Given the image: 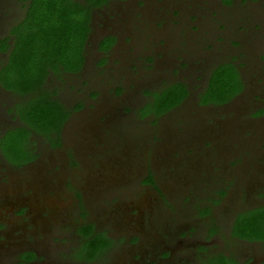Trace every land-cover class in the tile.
I'll list each match as a JSON object with an SVG mask.
<instances>
[{
	"label": "rangeland",
	"instance_id": "1",
	"mask_svg": "<svg viewBox=\"0 0 264 264\" xmlns=\"http://www.w3.org/2000/svg\"><path fill=\"white\" fill-rule=\"evenodd\" d=\"M1 1L0 38L21 19L27 0ZM219 4L113 0L93 11L82 74H63L61 84L46 81L70 109L58 137L21 134L14 142L18 164L5 156L7 148L0 150V264H18L15 258L28 251L38 257L30 264H169L162 257L181 239L220 241L221 252L240 264L242 252L228 245V216L264 205V43L251 57L239 49L230 55L207 50L214 40L203 27L210 32L213 25L195 34L188 18L217 19ZM248 4L258 12L234 8L230 25L264 15V0ZM251 29L250 36L263 40L264 23ZM99 34L115 38L101 67L94 64L99 55L92 42ZM201 34L207 37L202 44L194 39ZM6 56L0 54V68ZM219 59L238 61L244 89L225 104H200L197 93L206 81L196 80ZM186 60L191 68L178 69ZM91 73L92 81H85ZM177 82L189 91L178 107L158 117L140 113L146 91ZM12 102L0 104V136L19 125L7 119L12 110L3 118ZM10 138L7 133L1 146L11 145ZM254 219L264 224L261 214ZM86 225L111 240L89 261L75 256L78 230ZM195 248L178 246L172 259L192 263L203 256Z\"/></svg>",
	"mask_w": 264,
	"mask_h": 264
},
{
	"label": "trees",
	"instance_id": "2",
	"mask_svg": "<svg viewBox=\"0 0 264 264\" xmlns=\"http://www.w3.org/2000/svg\"><path fill=\"white\" fill-rule=\"evenodd\" d=\"M110 1L113 0H27L21 19L11 25L7 36L0 38V52L7 53V59L0 68V82L3 87L25 97L12 110L14 119H18L19 122L18 126L7 132L12 144L1 146L7 133L0 139V150L3 151L1 148L9 150L7 152L11 158L3 151L9 161L18 164L15 160L20 157L13 155L14 142L20 140L21 134L25 133L28 138L31 133L48 137L54 133L57 135L56 138L58 137L70 109L55 97L56 92H48L44 80L49 76L60 78L62 73L77 74L81 71L85 48L89 43L91 11L107 5ZM222 1L230 3L237 0ZM190 15H193L192 12ZM191 19L192 22L196 20L195 16ZM196 25L197 28L193 26L189 28L195 34L203 27L198 23ZM207 28L205 26L203 30L213 37L214 42L209 43L206 49H212L214 54L220 50L221 54L226 51V54L230 55L233 49L225 47L224 44L215 50L217 41L221 38L215 36L213 31L209 32ZM222 36H226L224 30L221 32ZM206 38L201 34L194 39L202 44ZM111 39L100 42L99 47L104 48L105 42ZM232 42L234 45L237 44L235 40ZM243 89L244 83L241 81L239 71L231 63L219 62L212 67L203 92L199 95L200 104H225L239 95ZM145 95L148 101L140 113L158 117L178 107L187 97L188 89L185 84L177 82L155 92L146 91ZM257 214L262 215V212L248 213L250 217L237 220L235 224L241 227L237 231L241 234H244V230L250 233L260 231L259 224L254 222V216ZM92 229V225H86L78 230L82 243L75 256L80 260L89 261L97 258L98 254L107 250L111 244L108 237L93 233ZM33 256L30 252L27 258L31 259ZM220 259L224 264L223 256Z\"/></svg>",
	"mask_w": 264,
	"mask_h": 264
},
{
	"label": "flooded vegetation",
	"instance_id": "3",
	"mask_svg": "<svg viewBox=\"0 0 264 264\" xmlns=\"http://www.w3.org/2000/svg\"><path fill=\"white\" fill-rule=\"evenodd\" d=\"M219 1H220V4H219L220 7H219L218 11L220 13L221 12L222 13H221V15L217 16V19L216 18L210 19L209 17L205 18L201 15H197L195 17L196 23H198L199 25H203V24H207L208 26L213 25L212 26L213 32L221 38V40L217 41V45H216L215 50H217V47L219 48V47H221L222 44H224L225 47L229 46L230 48L235 49L236 51L239 49L240 50L239 53H243V56L245 53L248 52L249 57H251V54L254 53V50H256L259 43H264V36H262L263 40L260 37L256 38V37L250 36L251 31L254 32V30L251 28H254L255 30H257L264 23L263 13L260 14V16L258 18H257V15H255L253 19L249 18L248 16L240 17V19L237 21V23H235L233 25H230L228 22L233 19L234 14L232 13V11L234 10V8H235V10H241L244 13L246 12L247 13L246 15L250 14L248 12H252V11L258 12L257 8L250 9V4H248V2L253 3L256 0H237L236 2H230V3H224L222 0H219ZM0 3H2L1 0H0ZM221 7H222V9H221ZM259 9L262 12H264V4L262 5V8H259ZM94 10L95 9H93L91 11V15H90L91 21H92V13ZM173 16L175 17L176 15L174 14ZM188 20H192V19L188 18ZM91 21H90V27L92 28ZM195 21H193V23H195ZM258 22H260L262 24H258ZM161 23H162V21H160V23H158V24L161 25ZM248 23H251L252 25H250ZM177 25H180V24H178V21H176V23H173V26L176 27ZM203 26H205V25H203ZM222 30H224L226 36L221 37ZM186 36L189 37L190 35L187 34ZM234 36L238 41L236 45H234L232 42V40H234ZM88 37H89V39L92 37V30H90V32L88 33ZM241 37L243 39H241ZM230 38H232V40H230ZM106 39H111V40H109V42H107V41L105 42L106 45H104V48L99 47V43L100 42L102 43ZM92 42L94 44L95 52L99 55L98 60L95 61L94 64L97 67H101L103 64H101L100 62H106L107 54L114 47L115 38L112 35H101V34H99L98 36L94 37ZM91 47L88 44L86 45L85 52H84V54H85L84 55V58H85L84 59V65L81 68V71L79 73H77V74L62 73V75L65 74L64 76H67V75L78 76L79 74H82V72L85 69V66L87 65V59H88L87 51ZM233 53H234V51H233ZM0 54H3V53L0 52ZM217 54H221L220 50H218ZM173 57L175 59L174 55H173ZM261 60L263 61L264 59H261ZM152 62H153V60H150L147 62V64L151 65ZM219 62L231 63V65L234 66L239 71V73L241 75V72H240L241 65L238 63V61L233 60V59L222 60V61L218 60V61H214L213 64L212 63L207 64V66H205V67L208 69L203 73L201 72L200 73L201 75L197 78L196 81H206L207 82L209 79L212 67H214ZM191 66H192V64H191ZM187 68H191V67H189L188 60H186V62H181V64L178 66V69H180L182 71L186 70ZM76 79H78V78H76ZM44 81H59L58 83L61 84L62 83L61 81H66V78L65 79H62V77H60V78L54 77L53 79L46 78ZM85 81H92V73L88 79H85ZM241 81H242V78H241ZM0 88H1L0 104H1V102L4 103V98L14 100V103L12 102L11 106L7 105L6 106L7 110L4 111V113H6V114L3 118H7L6 117L7 113H9L11 110H13L14 106L17 103L22 102V99H24L25 97L21 96L18 93H15L13 90H10L8 88L3 87L1 82H0ZM55 91H57V90L52 89V88H48L49 93H52ZM199 92L197 93L198 99H199V94H200ZM188 95H189V91H188ZM188 95H187V97H188ZM199 101H200V99H199ZM10 113H12V112H10ZM0 117H2L1 113H0ZM7 119L10 122H13L14 120H16V119H14V113L11 116H8ZM5 125H8V123H5ZM15 125H12V126H15ZM7 129H9V127L5 128V130L1 136H5L6 132L9 131ZM1 136H0V139L2 138ZM255 211H261L262 216H264V205H261L259 207H253V208H250L248 211L241 212V213L237 214L233 219L231 218L232 216H228L229 225L227 227L228 228L227 229V235L231 241V243L228 245H231V246L235 245V246H237V250L238 251L240 250L242 252L241 253L242 260L240 261V264H264V253H256L255 252V250L257 251L258 248L264 247V224H259L260 231L258 233H256V232L250 233V232L244 230V234H241L240 231H237V229H241V227L237 226L235 224L236 221L239 219H244V218L250 217V216H248V213H253ZM221 230H222V225L220 227V231ZM215 232L216 231H213V230L209 231V233H212V234H215ZM216 241L217 240H215V239H213L211 241L208 239H204L202 241H194L192 244H189V243L184 244L183 239H181L180 241H178L177 244H174L171 247V249H170L171 253H167L165 255V257L163 255L162 260L165 259L166 262L169 264H222L220 257L223 256V258H224L223 263L224 264H239L231 253H222L220 249H222V246L224 245V243H221L219 241L217 244H215ZM216 245L219 248H216ZM178 246H184V247L192 246L193 248L196 246L197 247L199 246V249L198 248H195V249H196V251H199L203 256L201 258H197L192 263H189L190 258L189 259H183V260L182 259L179 260L178 258H176V260H173L172 256L174 255L175 249ZM210 246L217 249V251L209 252L211 249ZM233 249H235V248H233ZM29 253L30 252L28 251V252H24V253L22 252L21 254H19L18 257L15 258L17 260V263L18 264H30V263L34 262V260H36V258H38L37 255L35 254V252H32V254L34 255L33 258H31V259L27 258V255ZM205 253H207V254H205ZM159 263L160 262L157 261L155 264H159Z\"/></svg>",
	"mask_w": 264,
	"mask_h": 264
}]
</instances>
